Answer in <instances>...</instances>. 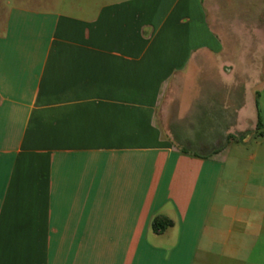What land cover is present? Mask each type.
I'll list each match as a JSON object with an SVG mask.
<instances>
[{
	"label": "crops",
	"instance_id": "obj_1",
	"mask_svg": "<svg viewBox=\"0 0 264 264\" xmlns=\"http://www.w3.org/2000/svg\"><path fill=\"white\" fill-rule=\"evenodd\" d=\"M33 1L0 34V264H226L218 140L241 91L264 129V71L205 0Z\"/></svg>",
	"mask_w": 264,
	"mask_h": 264
},
{
	"label": "rangeland",
	"instance_id": "obj_2",
	"mask_svg": "<svg viewBox=\"0 0 264 264\" xmlns=\"http://www.w3.org/2000/svg\"><path fill=\"white\" fill-rule=\"evenodd\" d=\"M205 1L210 29L223 36L226 51L234 48L241 51L240 71H264V0ZM15 5L39 7L33 0H0V34L4 32L8 11ZM245 63L250 65L247 69ZM236 94L239 96L235 100L244 108L242 133L218 141L223 147L229 143L220 202L226 218H237L233 235L226 234L222 241L239 243L241 248L235 251L227 247L223 251L220 249L218 259L222 258L226 264L229 261L264 264V129L257 130L246 122L248 119L257 121L259 96L255 91ZM232 122L236 123V118L230 117L225 128ZM207 135L214 136L213 131L210 129ZM215 135L222 136L221 133ZM229 227L225 225L224 232Z\"/></svg>",
	"mask_w": 264,
	"mask_h": 264
},
{
	"label": "trees",
	"instance_id": "obj_3",
	"mask_svg": "<svg viewBox=\"0 0 264 264\" xmlns=\"http://www.w3.org/2000/svg\"><path fill=\"white\" fill-rule=\"evenodd\" d=\"M259 96V93H257ZM258 107V102H257ZM262 129V121L259 115L257 130ZM174 226V222L163 216H156L152 222V229L156 234H163L166 230Z\"/></svg>",
	"mask_w": 264,
	"mask_h": 264
}]
</instances>
